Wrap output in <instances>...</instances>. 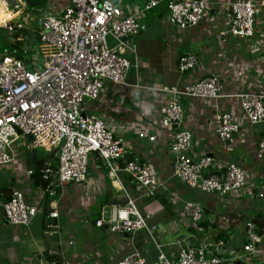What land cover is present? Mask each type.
I'll use <instances>...</instances> for the list:
<instances>
[{"label": "built area", "instance_id": "2783aa9c", "mask_svg": "<svg viewBox=\"0 0 264 264\" xmlns=\"http://www.w3.org/2000/svg\"><path fill=\"white\" fill-rule=\"evenodd\" d=\"M5 1V0H3ZM61 13L44 15L38 32L44 55L38 67L36 57L30 58L35 65L14 54L0 58V165L16 161L17 149L43 148L56 153L57 164L46 161L39 169L45 182L39 189V202L45 196L54 197L64 184L74 182L88 184V163L91 155L103 161L108 176L117 179L119 172L127 174L143 190L146 197L155 196L158 183L153 163L127 159L129 144L114 136L111 126L100 115L85 113L84 103L101 99L105 82L127 87L144 88L138 81L128 83L132 67L138 66L136 55L130 59L126 51H136V37L145 30L141 18L152 11L160 0H144L142 3L126 4L125 0H68ZM228 29L232 36L250 37L264 0H227ZM208 0H167V21L180 30L197 25L204 17ZM13 33L24 28L22 21L1 24ZM224 34V32H223ZM108 38L116 43L110 46ZM197 54L187 53L178 57L180 73L198 65ZM237 68H242L237 65ZM236 68V69H237ZM240 80V77L237 78ZM161 94L159 122L172 130L169 151L173 156L172 177L188 187L214 194L223 202L252 195L253 185L245 170L238 164L226 162L212 174L206 173L213 159L203 156L190 159L191 133L184 126L182 96L216 101L219 98L239 99L240 114L222 111L214 104L212 122L217 138L233 145L236 135L244 124L264 123V92L247 91L226 93L216 73L178 85H165L157 89ZM138 137L154 141L155 137L138 128ZM29 137L28 141L24 137ZM264 156V138L258 142L257 157ZM122 162V164H121ZM32 171L26 173L31 174ZM260 197L263 193L259 194ZM178 199H180L178 197ZM179 217L189 227V241H176L175 251L165 253L159 247L155 261L149 262L140 252L133 251L122 257L118 264H258L264 260V246L260 244L261 227L246 223V241L240 251L224 255L222 239L205 238L203 227L204 206L197 200L180 199ZM48 212L56 218L55 209ZM5 222L10 225H29L38 215L39 204L27 203L22 191L14 190L1 203ZM147 216L135 206L133 199L113 209L106 221L111 233H134L148 227ZM98 221L97 225H102ZM71 242V240L69 241ZM253 258L259 259L257 262ZM43 264L57 263L55 260Z\"/></svg>", "mask_w": 264, "mask_h": 264}, {"label": "crops", "instance_id": "0c3cea01", "mask_svg": "<svg viewBox=\"0 0 264 264\" xmlns=\"http://www.w3.org/2000/svg\"><path fill=\"white\" fill-rule=\"evenodd\" d=\"M47 1L52 3L49 4L52 9ZM143 1L125 0V3ZM3 2L0 0V5ZM5 2L7 7H13L12 11L8 9L12 13L8 21H15L22 7L35 8L38 5L41 11H47L41 14L43 17L51 13L57 15L68 5V0ZM161 2L166 3L167 0H160L158 5ZM226 3L227 0H208L203 19L184 30L167 21L166 8H162L156 17L146 13L141 18L145 30L136 39L135 54L125 52L130 59L136 55L138 60V66L132 67L128 74V83L138 81L144 88L105 82L101 99L84 103L85 113L100 115L113 126L114 136L122 137L129 144L122 162L138 158L153 163L158 183L163 185L156 189L155 196H144L143 190L123 172H119L117 179L110 178L103 161H97L95 155H91L88 163L89 187L84 183L64 184L57 190L56 196H45L43 205H39L41 211L29 225L7 224L1 203L9 198L12 191L20 190L27 203L36 206V201H39L37 190L44 181L38 179L35 172L38 171L39 175V169L46 161L57 164L56 155L43 148V151L37 148L17 149L13 165H0V264H43L48 260L70 264H118L122 257L135 250L147 261L153 262L158 254L157 247L169 253L175 251L176 241H194L189 239L190 230L186 222L179 217L180 199L192 198L202 203V225L205 228L202 237L224 240L223 254L226 256L240 251L246 241V223L253 222L261 227L264 221V156L257 157V145L264 138V125H260L264 123L244 124L236 135L235 143L228 145L215 135L212 122L214 104L222 111L239 115V99L225 97L214 102L181 97L184 126L192 137V146L188 151L190 159L196 161L210 156L213 161L206 169L208 174L217 172L226 162L236 163L245 170L253 185L251 196L223 202L214 194L190 188L172 177L173 156L169 147L173 132L163 128L159 122L161 94L157 89L165 85L183 87L199 77L216 73L226 93L264 92V6L254 33L250 37H239L226 33ZM187 53L197 54L198 65L180 73L178 57ZM11 54L14 53L8 55ZM237 65L242 68H237ZM138 128L154 136V141L139 138ZM27 171L32 172L28 174ZM260 193H263L262 197ZM128 198L133 199L140 213L147 216L148 227L155 228L134 233H111L107 230L106 221L113 209L122 207ZM53 202L56 203L58 216L50 219L48 212L54 209V204L51 207ZM98 221H103V224L97 225ZM258 233L260 244L264 246V233L260 230ZM258 260L253 258L254 262ZM258 264H264V260Z\"/></svg>", "mask_w": 264, "mask_h": 264}, {"label": "rangeland", "instance_id": "374dc122", "mask_svg": "<svg viewBox=\"0 0 264 264\" xmlns=\"http://www.w3.org/2000/svg\"><path fill=\"white\" fill-rule=\"evenodd\" d=\"M126 1L129 2L130 0H126ZM46 3H47V5H49V4L52 5V3L48 2V1ZM68 3H69V1H68ZM3 4H4V2H3ZM50 5H49V7H50ZM6 7L7 6L5 5L2 7V9L6 8ZM8 8L11 11L13 10L12 9L13 7L11 5H9ZM50 8L52 9L53 7H50ZM162 8H164V9L166 8L165 2H161L151 12H147V15L156 17ZM21 10H22V12H21L20 16L19 17L17 16L14 20L15 21H22L23 25H24V29L20 30V31L26 30L28 33L27 35H30V36L28 39L27 38L25 39L24 35L21 36L20 34H19L20 38L14 37L15 33L19 32V31L10 33L8 31H5L3 26L0 25V58L2 57V55L10 54L8 51L10 48H13L16 45H20L21 57L24 58L25 60H27V62L30 64L31 68L35 67L34 63L32 61L30 62V58H33V57H36L38 67H40L42 65V60L44 59V55L41 51L42 50L40 47L41 46V40L39 39L38 32H39V29L41 26V21H40V19L42 17L41 14H46L47 11H41L42 8L39 9L38 5H35V8L33 6H29L28 8H25V9L22 7ZM166 16H167V13H166ZM136 39L138 40V36L136 37ZM108 40H109L110 46H113L116 43L111 38H108ZM84 105H83V107H84ZM260 125H264V124H260ZM29 139L30 138L27 136L24 137V140H26V141H28ZM37 150L43 151L42 148H37ZM55 154L56 153L54 152L53 155H55ZM37 191L39 192V190H37ZM45 200H46V197L42 198V200L40 202L39 201H36V202L42 206ZM147 221H148V219H147ZM203 222H204V219H203Z\"/></svg>", "mask_w": 264, "mask_h": 264}, {"label": "trees", "instance_id": "16d2710c", "mask_svg": "<svg viewBox=\"0 0 264 264\" xmlns=\"http://www.w3.org/2000/svg\"><path fill=\"white\" fill-rule=\"evenodd\" d=\"M8 9L9 8L6 7V8H3L0 10V25L3 22H5L7 19L11 18L12 13ZM19 34L21 36L24 35V37L27 36V39H28V35H27L28 33L26 30L25 31H19V32L15 33L14 37L19 38ZM20 48H21L20 45H16L13 48H10L8 51H9V53H15L16 56L21 57V49ZM37 173H38V171L35 172V174L37 175L36 177L41 180L40 175H38ZM41 184H42L41 186H44L45 182H42ZM5 200H7V199H5ZM217 237H218V235H217Z\"/></svg>", "mask_w": 264, "mask_h": 264}, {"label": "bare ground", "instance_id": "6f19581e", "mask_svg": "<svg viewBox=\"0 0 264 264\" xmlns=\"http://www.w3.org/2000/svg\"><path fill=\"white\" fill-rule=\"evenodd\" d=\"M7 6L6 2L4 1V4L3 5H0V10L2 9L3 6Z\"/></svg>", "mask_w": 264, "mask_h": 264}, {"label": "water", "instance_id": "95a60500", "mask_svg": "<svg viewBox=\"0 0 264 264\" xmlns=\"http://www.w3.org/2000/svg\"><path fill=\"white\" fill-rule=\"evenodd\" d=\"M9 1V0H8Z\"/></svg>", "mask_w": 264, "mask_h": 264}]
</instances>
